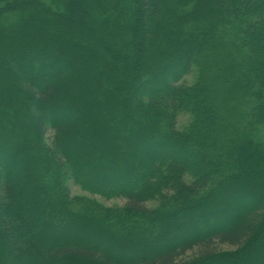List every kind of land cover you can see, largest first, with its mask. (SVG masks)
I'll list each match as a JSON object with an SVG mask.
<instances>
[{"label": "trees", "instance_id": "trees-1", "mask_svg": "<svg viewBox=\"0 0 264 264\" xmlns=\"http://www.w3.org/2000/svg\"><path fill=\"white\" fill-rule=\"evenodd\" d=\"M263 131L264 0H0V264H264Z\"/></svg>", "mask_w": 264, "mask_h": 264}, {"label": "rangeland", "instance_id": "rangeland-1", "mask_svg": "<svg viewBox=\"0 0 264 264\" xmlns=\"http://www.w3.org/2000/svg\"><path fill=\"white\" fill-rule=\"evenodd\" d=\"M185 82L187 84H191L193 82V77L192 76H188L185 80ZM191 118L190 115L188 114H181L178 117L177 120V129L178 130H183L184 128H186L190 122ZM262 137L264 139V131L262 132ZM52 133H49V140H52ZM68 187H69V192L70 195L74 198H85L88 200H92L95 201L96 203L100 204L101 206L105 207V208H121L126 204V200L124 198H112V199H106L100 195H96V194H92L86 190H84L83 188H81L80 186L76 185L74 182L69 181L68 182ZM157 203L156 202H147L145 204V207L147 209H154L157 207ZM219 249L221 250H230L231 248L227 247V246H219Z\"/></svg>", "mask_w": 264, "mask_h": 264}]
</instances>
